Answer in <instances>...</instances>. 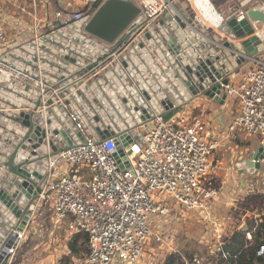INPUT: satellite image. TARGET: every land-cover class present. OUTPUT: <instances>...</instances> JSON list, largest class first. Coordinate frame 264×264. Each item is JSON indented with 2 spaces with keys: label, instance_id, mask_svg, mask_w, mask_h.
I'll list each match as a JSON object with an SVG mask.
<instances>
[{
  "label": "water",
  "instance_id": "1",
  "mask_svg": "<svg viewBox=\"0 0 264 264\" xmlns=\"http://www.w3.org/2000/svg\"><path fill=\"white\" fill-rule=\"evenodd\" d=\"M89 4L92 15L68 26L47 24L23 44H0V55L2 62L56 87L87 132L102 138L200 95L223 104L231 73L264 53V3L247 7L240 18L222 13L211 0H191L143 30L131 0ZM58 97L43 105L36 87L0 79V264L7 262L1 254L5 237L33 220L48 149L54 158L83 142ZM127 143L122 140L120 156ZM263 157L261 147L242 166L257 170ZM117 162L122 168L118 157Z\"/></svg>",
  "mask_w": 264,
  "mask_h": 264
},
{
  "label": "built area",
  "instance_id": "2",
  "mask_svg": "<svg viewBox=\"0 0 264 264\" xmlns=\"http://www.w3.org/2000/svg\"><path fill=\"white\" fill-rule=\"evenodd\" d=\"M9 1L0 0V5ZM28 1L32 5L35 26L38 0ZM173 7V0H140L138 17L142 19L138 29H145ZM27 8L22 5L20 11L23 13ZM85 16L80 10H57L49 23L68 26ZM243 16L244 11H240L239 17ZM6 42L0 21V44ZM1 57L0 79L7 85L18 82L36 87L43 105L52 95L58 97L56 87L2 62ZM250 60L252 65L241 81L225 87L226 94L237 100V110L226 131L228 135L240 131L264 140V58ZM58 102L67 110L68 120L83 142L61 149L54 158L48 149L45 174L32 210L35 213L50 200L55 225L66 223V232L71 236L76 233L86 235L84 264H138L145 257L146 243L158 233L160 223L177 211L184 216L206 212L209 202L217 197L218 190L211 187V177L215 169L212 156L219 143L211 125L185 111L167 118V112L184 104L173 106L169 111L154 112L133 128L102 138L95 131L88 133L79 116L69 111L59 97ZM123 139H128V143L122 147L123 156H120L118 149ZM44 142L48 143V139ZM78 167L87 169L90 178L78 175ZM183 215L180 222L185 219ZM211 219L208 220L213 227L215 223H211ZM258 224L255 221L253 228L245 231L247 241L253 240ZM214 229L213 241L219 252L222 251L220 231L218 227ZM26 230L13 229L5 237L4 242L8 245L5 248L6 264L12 263L25 240ZM161 237L157 240L162 243ZM166 245L170 251L178 252L173 240L167 241ZM263 254L264 233L263 243L256 251L257 256ZM223 257L227 254L223 253ZM184 264H202V261L194 255L190 263L185 261Z\"/></svg>",
  "mask_w": 264,
  "mask_h": 264
},
{
  "label": "crops",
  "instance_id": "3",
  "mask_svg": "<svg viewBox=\"0 0 264 264\" xmlns=\"http://www.w3.org/2000/svg\"><path fill=\"white\" fill-rule=\"evenodd\" d=\"M131 1L139 8L140 0ZM188 1L191 0H173V6L185 8ZM211 1L219 11L228 14L230 12L239 14L240 11H244L247 7H260L264 3V0H250L247 6H243L248 0ZM22 5H27L28 7L23 13L20 11ZM57 10H68L72 12L80 10L84 11L85 15H92L94 7L89 4V0H38L36 5L38 21L34 26L31 3L28 0H10L8 3L0 5V21L3 24L7 40L15 39L19 44L26 43L34 35L36 36L37 33H40L43 27L50 24L49 20H52V15ZM172 10L175 11L174 8L170 9V11ZM175 13L178 14L176 11ZM208 32L216 33V30L209 28ZM260 37L261 39L264 38V28H261ZM256 57L264 58V53ZM251 65V60L249 59L237 67L238 72L231 73L228 84L231 85L240 82ZM222 94H226V88L222 90ZM185 105L187 107H184V109L186 108V112L192 117H201L211 125L213 134L219 143L218 148L213 152L212 156L215 169L211 177V187L218 190V195L209 202L206 212L197 214L202 217L204 225L207 224L208 231L214 230L215 232L214 228L218 227L222 251L217 252L215 250V244H213L210 252L216 256L221 255L223 258V253H225L223 252V239L226 241V237L231 236L235 231H241L245 235V231L248 230L247 224L250 220L264 223V204L262 205V211L259 214H255L254 208L256 205L250 202H244L247 197L254 196L253 194L255 192L263 194L259 195L264 198V157L260 161V167L257 170L250 171V169L242 166V163L250 159L261 147L264 150V144L261 140L252 139L251 137L243 135L240 131H236L230 135L227 134L226 127L237 110V100L233 96L226 94L224 103L220 104L208 97L200 95L188 101L183 106ZM179 109L180 107L167 112V118L172 117L173 113ZM51 203L52 201L47 200L41 207H48L50 212ZM209 217L212 218L211 223H215L214 228L209 224ZM189 220L191 219L189 218ZM243 223H245V226H242ZM215 236L216 233L213 239H215ZM165 252L172 251L167 249ZM176 253L182 255L179 250ZM194 255L196 254H190L189 257L182 255L183 264L185 261L190 263ZM199 258L202 264H212L214 262H206L201 257ZM156 260L153 264H156ZM138 264H152V262L147 261L144 257Z\"/></svg>",
  "mask_w": 264,
  "mask_h": 264
},
{
  "label": "rangeland",
  "instance_id": "4",
  "mask_svg": "<svg viewBox=\"0 0 264 264\" xmlns=\"http://www.w3.org/2000/svg\"><path fill=\"white\" fill-rule=\"evenodd\" d=\"M184 107L187 106L180 107L178 111L173 113V116L186 112ZM241 133L252 139H259L264 144V140L257 135ZM77 174H83L86 178H90V173L87 169L78 167ZM259 194L261 193L255 192L254 196L251 195L244 201L245 203L250 202L256 205L254 208L255 214H259L262 211V205L264 204V198ZM172 201L170 200L169 202ZM182 215V213L177 211V214L171 215L167 221H163L158 225V233L153 234L145 245V259L147 261H151L153 264L155 259H157L156 264H161L162 256L167 250L166 243L169 240L170 242L173 240L174 247L176 249L178 247L182 255L189 252V254H196L206 262H213L210 256V249H212L214 244V230L208 231L207 224L204 225L199 214H185V216L183 215L185 219L180 222ZM65 226L66 223L63 225L54 224L48 207L38 208L33 220L27 227L25 240L20 244L11 264H84L85 252L80 253L78 256L71 254L69 245L74 235L68 234ZM157 237H161L163 242L161 243L157 240ZM81 241L79 245H81ZM114 264L117 263L115 262Z\"/></svg>",
  "mask_w": 264,
  "mask_h": 264
},
{
  "label": "trees",
  "instance_id": "5",
  "mask_svg": "<svg viewBox=\"0 0 264 264\" xmlns=\"http://www.w3.org/2000/svg\"><path fill=\"white\" fill-rule=\"evenodd\" d=\"M90 13V12H89ZM248 230H251L254 226V222L250 220L247 224ZM264 223L261 222L257 225L256 230L253 233V240L247 241L245 235L241 231H235L231 236L226 237V241L223 239V252L227 254L226 258H222L221 255L216 256L210 252L215 264H264V254L257 256L256 251L263 243ZM82 240L81 245H79ZM71 254L78 256L80 253H86V235L84 233H76L70 242ZM186 252V251H185ZM185 257H189L190 254L183 253ZM86 256V255H85ZM182 255L173 252H165L162 256L161 264H183Z\"/></svg>",
  "mask_w": 264,
  "mask_h": 264
},
{
  "label": "bare ground",
  "instance_id": "6",
  "mask_svg": "<svg viewBox=\"0 0 264 264\" xmlns=\"http://www.w3.org/2000/svg\"><path fill=\"white\" fill-rule=\"evenodd\" d=\"M1 254H2L3 257L5 256V254H3V253H1Z\"/></svg>",
  "mask_w": 264,
  "mask_h": 264
}]
</instances>
